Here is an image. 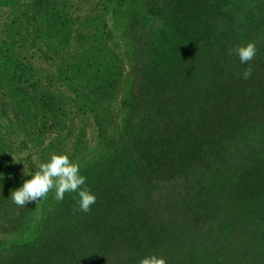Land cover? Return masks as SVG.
<instances>
[{
    "label": "rangeland",
    "instance_id": "obj_1",
    "mask_svg": "<svg viewBox=\"0 0 264 264\" xmlns=\"http://www.w3.org/2000/svg\"><path fill=\"white\" fill-rule=\"evenodd\" d=\"M45 1L0 0V264H264V0ZM188 118L236 138L208 148L227 150L204 188L145 203L120 186L128 138ZM53 154L80 166L90 212L76 193L12 201Z\"/></svg>",
    "mask_w": 264,
    "mask_h": 264
},
{
    "label": "trees",
    "instance_id": "obj_2",
    "mask_svg": "<svg viewBox=\"0 0 264 264\" xmlns=\"http://www.w3.org/2000/svg\"><path fill=\"white\" fill-rule=\"evenodd\" d=\"M45 2L37 0V5L40 7ZM229 116L226 114L220 119H228ZM156 122L158 125H152L147 131L137 129L121 147L130 159V167H126L127 172L118 178V183L129 191L142 192L145 203L156 191L163 192L165 201H173L176 198L181 200L190 190L203 189L205 178L202 176L215 169L213 164L208 163L209 158L219 161L227 150L226 146L211 152L207 151L208 148L215 149L218 143L236 141L230 133L222 132L225 126L222 120L182 119L176 122L178 126L173 128L175 130L163 127L160 119ZM182 143L185 150L178 145ZM232 186L235 187L234 184ZM110 187L112 193L113 185ZM129 200L131 203L138 201L132 197ZM132 230L133 236L138 233V229ZM130 236L127 232L126 237ZM64 250L62 246L59 248L63 253Z\"/></svg>",
    "mask_w": 264,
    "mask_h": 264
},
{
    "label": "clouds",
    "instance_id": "obj_3",
    "mask_svg": "<svg viewBox=\"0 0 264 264\" xmlns=\"http://www.w3.org/2000/svg\"><path fill=\"white\" fill-rule=\"evenodd\" d=\"M233 49H229L232 54ZM241 64H250L256 57L258 48L255 42H249L235 49ZM253 69L248 67L242 73L243 79L251 78ZM87 178L80 174V166L70 160L66 154H53L50 160L39 165V170L25 180L23 185L11 193L12 201L18 207H25L28 203L39 202L54 191L55 199L63 201L66 193H76L79 211L90 212L97 197L86 186ZM138 264H166L164 257L155 254L141 258Z\"/></svg>",
    "mask_w": 264,
    "mask_h": 264
}]
</instances>
